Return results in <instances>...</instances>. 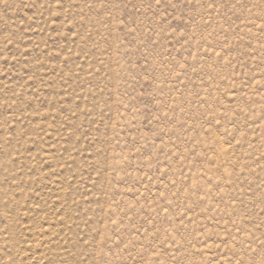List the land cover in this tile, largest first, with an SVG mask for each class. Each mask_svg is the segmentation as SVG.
Instances as JSON below:
<instances>
[{
	"label": "rangeland",
	"instance_id": "rangeland-1",
	"mask_svg": "<svg viewBox=\"0 0 264 264\" xmlns=\"http://www.w3.org/2000/svg\"><path fill=\"white\" fill-rule=\"evenodd\" d=\"M0 264H264V0H0Z\"/></svg>",
	"mask_w": 264,
	"mask_h": 264
}]
</instances>
